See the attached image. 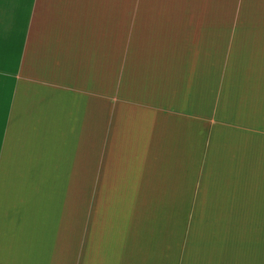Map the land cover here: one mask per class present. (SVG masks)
<instances>
[{
    "label": "crops",
    "instance_id": "0c3cea01",
    "mask_svg": "<svg viewBox=\"0 0 264 264\" xmlns=\"http://www.w3.org/2000/svg\"><path fill=\"white\" fill-rule=\"evenodd\" d=\"M0 264H264V0H0Z\"/></svg>",
    "mask_w": 264,
    "mask_h": 264
}]
</instances>
